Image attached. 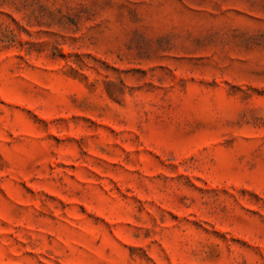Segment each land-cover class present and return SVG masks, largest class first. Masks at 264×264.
Returning <instances> with one entry per match:
<instances>
[{
	"label": "rangeland",
	"instance_id": "1",
	"mask_svg": "<svg viewBox=\"0 0 264 264\" xmlns=\"http://www.w3.org/2000/svg\"><path fill=\"white\" fill-rule=\"evenodd\" d=\"M0 264H264V0H0Z\"/></svg>",
	"mask_w": 264,
	"mask_h": 264
}]
</instances>
